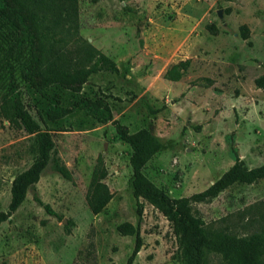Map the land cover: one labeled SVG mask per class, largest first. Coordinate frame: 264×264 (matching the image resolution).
I'll return each mask as SVG.
<instances>
[{
    "label": "rangeland",
    "instance_id": "rangeland-1",
    "mask_svg": "<svg viewBox=\"0 0 264 264\" xmlns=\"http://www.w3.org/2000/svg\"><path fill=\"white\" fill-rule=\"evenodd\" d=\"M77 9L71 45L98 50L117 73L92 75L78 94L49 92L65 107L80 98L102 99L130 134L146 130L156 137L161 148L142 169L155 187L169 198H187L212 185L233 165L234 155L247 169L264 164V90L254 85L264 75V0H77ZM185 60L189 65L179 81L164 79L166 70ZM12 65L24 109L49 133L71 181L45 168L0 225V264H125L134 236L118 234L122 223L137 227L141 238L132 264H177L169 223L132 195L130 149L111 124L82 112L47 121L46 102L20 80L19 62ZM32 142V135L0 117V211L7 209L12 179L31 163ZM97 158L112 198L92 215L86 195ZM192 207L212 228L250 234L264 226V180L234 184ZM208 264L222 263L210 255Z\"/></svg>",
    "mask_w": 264,
    "mask_h": 264
},
{
    "label": "trees",
    "instance_id": "trees-1",
    "mask_svg": "<svg viewBox=\"0 0 264 264\" xmlns=\"http://www.w3.org/2000/svg\"><path fill=\"white\" fill-rule=\"evenodd\" d=\"M77 29V0H0V73L4 82L0 117L11 128L33 136L31 163L11 181L9 203L6 211H0V225L22 204L48 165L53 173L71 181V173L61 163L49 133L41 131L23 107L12 65V62H19L20 80L46 102L47 121L55 122L73 112H82L98 123L109 122L119 141L129 147L132 195L156 209L169 223L177 244L173 256L177 264H208L210 255L219 257L222 264H264V226L250 234L237 235L226 226L212 228L206 225L192 207L211 201L234 184L251 185L264 180V164L247 169L234 155L233 165L204 191L187 198H169L142 174L145 164L161 148L156 137L146 130L130 134L125 126L112 119L111 111L102 99L80 98L65 107L49 92L51 88H58L78 94L92 75L117 73L115 63L98 50L88 44L71 45ZM206 29L212 36L217 35L213 25ZM239 32L243 40L248 38L245 25L240 26ZM188 65L189 60H185L171 66L165 71L164 79L179 81ZM254 85L264 90V75L255 79ZM105 176L102 161L97 158L86 195L87 208L92 215L99 214L112 198L102 183ZM34 201L48 215H55L36 197ZM137 212L139 215L140 211ZM116 231L122 237L134 236L133 249L125 261V264H132L142 246L138 228L122 223Z\"/></svg>",
    "mask_w": 264,
    "mask_h": 264
}]
</instances>
